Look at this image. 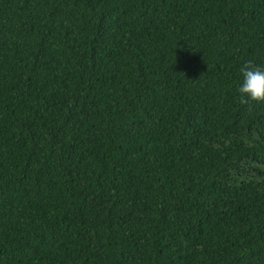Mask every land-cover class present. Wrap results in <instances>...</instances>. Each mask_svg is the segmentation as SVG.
<instances>
[{
	"label": "trees",
	"instance_id": "16d2710c",
	"mask_svg": "<svg viewBox=\"0 0 264 264\" xmlns=\"http://www.w3.org/2000/svg\"><path fill=\"white\" fill-rule=\"evenodd\" d=\"M264 0H0V264H264Z\"/></svg>",
	"mask_w": 264,
	"mask_h": 264
},
{
	"label": "clouds",
	"instance_id": "9594fccd",
	"mask_svg": "<svg viewBox=\"0 0 264 264\" xmlns=\"http://www.w3.org/2000/svg\"><path fill=\"white\" fill-rule=\"evenodd\" d=\"M240 72L243 76V82L237 88L240 102H264V68L248 61L241 66Z\"/></svg>",
	"mask_w": 264,
	"mask_h": 264
}]
</instances>
